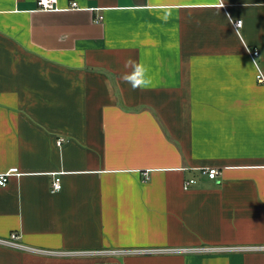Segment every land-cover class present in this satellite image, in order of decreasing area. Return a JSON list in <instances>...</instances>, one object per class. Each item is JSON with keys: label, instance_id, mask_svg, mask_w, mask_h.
<instances>
[{"label": "crops", "instance_id": "crops-1", "mask_svg": "<svg viewBox=\"0 0 264 264\" xmlns=\"http://www.w3.org/2000/svg\"><path fill=\"white\" fill-rule=\"evenodd\" d=\"M58 8L0 0V264H264V0Z\"/></svg>", "mask_w": 264, "mask_h": 264}, {"label": "built area", "instance_id": "built-area-1", "mask_svg": "<svg viewBox=\"0 0 264 264\" xmlns=\"http://www.w3.org/2000/svg\"><path fill=\"white\" fill-rule=\"evenodd\" d=\"M37 5L39 9L42 10H47V11H54V10H59L58 8V0H37ZM71 7L73 8H77L78 7V3L77 2H72ZM102 19V17L100 18ZM235 25L237 27H241L242 26V20H239L235 23ZM253 54V57L258 56L259 51L258 50H253L251 51ZM259 81L264 80V75L261 71H259L258 76H257ZM205 174H207L211 179H216L220 173L221 170L217 167H209L203 170ZM20 171L18 170V168H12L10 170H8L5 173H1L0 174V186L4 187L7 185V183L9 182V179L12 175H20ZM146 178H148V176L146 175ZM196 179L192 178V179H187L185 181V188H190L193 184H195ZM62 189V182H61V178L60 177H56V179L53 182L52 185V191L57 192L60 191ZM19 239V234L17 232H13L10 236L9 239H0V244L4 245V246H8V247H13V248H18V249H24V246L20 243V242H16ZM243 248H247L248 247H241V246H235V247H227V248H219V249H233V250H239V249H243ZM260 248H264V246L260 247ZM210 249H215V248H210ZM112 251H117L116 253H123L125 252V254H156V253H160V252H169L171 250L169 249H164V248H156V249H144V248H135V249H127V250H112ZM71 254H108L111 253V251H83V252H70Z\"/></svg>", "mask_w": 264, "mask_h": 264}, {"label": "clouds", "instance_id": "clouds-1", "mask_svg": "<svg viewBox=\"0 0 264 264\" xmlns=\"http://www.w3.org/2000/svg\"><path fill=\"white\" fill-rule=\"evenodd\" d=\"M125 71L120 79L131 86L133 91L148 89L153 80L149 75V68L143 63L134 59H127L124 63Z\"/></svg>", "mask_w": 264, "mask_h": 264}]
</instances>
